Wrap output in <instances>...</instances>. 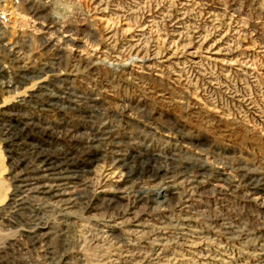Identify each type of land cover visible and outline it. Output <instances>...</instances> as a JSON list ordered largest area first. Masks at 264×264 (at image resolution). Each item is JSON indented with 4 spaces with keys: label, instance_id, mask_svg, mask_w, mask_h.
I'll use <instances>...</instances> for the list:
<instances>
[{
    "label": "rangeland",
    "instance_id": "374dc122",
    "mask_svg": "<svg viewBox=\"0 0 264 264\" xmlns=\"http://www.w3.org/2000/svg\"><path fill=\"white\" fill-rule=\"evenodd\" d=\"M16 10L0 264H264V0Z\"/></svg>",
    "mask_w": 264,
    "mask_h": 264
},
{
    "label": "bare ground",
    "instance_id": "6f19581e",
    "mask_svg": "<svg viewBox=\"0 0 264 264\" xmlns=\"http://www.w3.org/2000/svg\"><path fill=\"white\" fill-rule=\"evenodd\" d=\"M22 4V2L19 0V2L17 0H0V8H2L3 10L0 11V26L5 29V31H7L9 29V26H6V24L4 23V21L2 20V14H5L6 11L8 10H12L11 12L13 13V11L15 12L16 8L19 7ZM58 4V3H57ZM18 11V10H16ZM57 14V12H56ZM54 16H56L54 14ZM5 48L7 47V44H4ZM2 48V47H1ZM24 92V91H23ZM3 155V154H2ZM1 152H0V200L3 201L4 196H5V185H4V180L1 177L3 170H5V166H4V161L1 158L2 157ZM7 190V188H6ZM3 203V202H2ZM1 204V203H0Z\"/></svg>",
    "mask_w": 264,
    "mask_h": 264
},
{
    "label": "built area",
    "instance_id": "2783aa9c",
    "mask_svg": "<svg viewBox=\"0 0 264 264\" xmlns=\"http://www.w3.org/2000/svg\"><path fill=\"white\" fill-rule=\"evenodd\" d=\"M19 2V0H17ZM22 3L24 2V0H20ZM3 9L0 8V11H2ZM12 11V10H11ZM10 10L6 11L5 14H2V20L4 21V23L6 24V26L10 25V21H11V15H13V13ZM10 29V26H9ZM11 30V29H10Z\"/></svg>",
    "mask_w": 264,
    "mask_h": 264
}]
</instances>
